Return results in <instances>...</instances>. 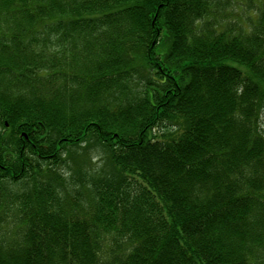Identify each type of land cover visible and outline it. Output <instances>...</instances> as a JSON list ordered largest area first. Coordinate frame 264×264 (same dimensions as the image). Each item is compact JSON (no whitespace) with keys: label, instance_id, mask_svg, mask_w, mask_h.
Returning a JSON list of instances; mask_svg holds the SVG:
<instances>
[{"label":"trees","instance_id":"trees-1","mask_svg":"<svg viewBox=\"0 0 264 264\" xmlns=\"http://www.w3.org/2000/svg\"><path fill=\"white\" fill-rule=\"evenodd\" d=\"M263 116L264 0H0V264H264Z\"/></svg>","mask_w":264,"mask_h":264},{"label":"rangeland","instance_id":"rangeland-1","mask_svg":"<svg viewBox=\"0 0 264 264\" xmlns=\"http://www.w3.org/2000/svg\"><path fill=\"white\" fill-rule=\"evenodd\" d=\"M261 127H262V133L264 134V116L262 117L261 120ZM175 129L176 128L174 126H168L167 128L156 130L155 133L157 136L159 134L173 133V132L175 133ZM90 145H91L90 147L88 145L87 151H83L82 147H85V144H80L79 145L80 148L76 149L75 151H72V153L69 156H67L66 160L68 164L67 166L68 169L63 168V171L67 176L70 175L69 171L76 173L77 170L80 171L81 169L85 171L86 169H88L87 167H89L90 169L92 168L95 169L100 166H103L104 163L103 160H106L105 152L100 147L94 146L93 144ZM76 174L78 175L79 178V174L78 173ZM74 178L75 177H73L72 179ZM64 188H65L63 192L64 196L60 195V198L62 199L63 203L68 202L69 204L76 196V195L74 196V193L72 192L71 189V179L68 180ZM84 198L86 200L90 198V195L87 191L84 192Z\"/></svg>","mask_w":264,"mask_h":264}]
</instances>
